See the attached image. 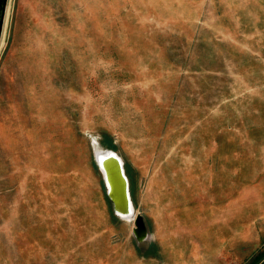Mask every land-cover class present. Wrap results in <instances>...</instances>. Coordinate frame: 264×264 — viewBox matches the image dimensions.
I'll use <instances>...</instances> for the list:
<instances>
[{"label": "rangeland", "instance_id": "rangeland-1", "mask_svg": "<svg viewBox=\"0 0 264 264\" xmlns=\"http://www.w3.org/2000/svg\"><path fill=\"white\" fill-rule=\"evenodd\" d=\"M99 147L126 162L134 216ZM138 214L158 246L166 220L264 234V0H8L0 264H150Z\"/></svg>", "mask_w": 264, "mask_h": 264}, {"label": "crops", "instance_id": "crops-1", "mask_svg": "<svg viewBox=\"0 0 264 264\" xmlns=\"http://www.w3.org/2000/svg\"><path fill=\"white\" fill-rule=\"evenodd\" d=\"M228 222L225 219L162 221L161 228L171 230L164 232L158 246L145 219L147 235L142 242L146 251L142 255L150 264H264V234L233 237Z\"/></svg>", "mask_w": 264, "mask_h": 264}, {"label": "water", "instance_id": "water-1", "mask_svg": "<svg viewBox=\"0 0 264 264\" xmlns=\"http://www.w3.org/2000/svg\"><path fill=\"white\" fill-rule=\"evenodd\" d=\"M7 3H8V0H0V36L2 34V31H3ZM99 148L104 153L111 152V154L107 155L106 158H110L112 154L118 153L116 150H114L112 148H107V147H99ZM94 154H95L94 156H95V161L97 163V166L102 173V177H103V181L105 184L107 196H108L109 201L111 203L112 209L117 215L120 216V213H118V209H119L118 206L123 205L125 200L128 202V205H131L130 195L132 196L131 189H130V181H129L128 175L126 173L124 160H123V166L120 165V173H121L122 180L124 181V189H122L121 196H117L113 192V186H112V183L109 179L108 173H106V172L104 173L105 167H104L103 161H100L98 159L96 149L94 150ZM119 156L121 157L120 154H119ZM128 187H129V189H128ZM135 218H136L135 219L136 227L134 228V231H135V233L139 239H143L146 235V232H145L146 226H145L144 217L141 214H138V215H136ZM140 234H142V236Z\"/></svg>", "mask_w": 264, "mask_h": 264}, {"label": "bare ground", "instance_id": "bare-ground-1", "mask_svg": "<svg viewBox=\"0 0 264 264\" xmlns=\"http://www.w3.org/2000/svg\"><path fill=\"white\" fill-rule=\"evenodd\" d=\"M109 154H111V152H107V153L100 152L98 154L99 155V160L103 161V164H104V167H105L104 173L106 172L109 175V179H110V181L112 183V186H113V192L117 196H121L122 189H124V181L122 180V177H121L120 165L123 166V160L119 156L118 153L112 154L110 158H106V156L109 155ZM128 189H129V187H128ZM130 200H131V205H128V202L125 200L123 205H119L118 206V208H119L118 209V213H120V216H122V217H131V216L135 215V205H134V202H133V199H132L131 195H130Z\"/></svg>", "mask_w": 264, "mask_h": 264}, {"label": "trees", "instance_id": "trees-1", "mask_svg": "<svg viewBox=\"0 0 264 264\" xmlns=\"http://www.w3.org/2000/svg\"><path fill=\"white\" fill-rule=\"evenodd\" d=\"M107 198H108V196H107ZM108 200H109V198H108Z\"/></svg>", "mask_w": 264, "mask_h": 264}]
</instances>
